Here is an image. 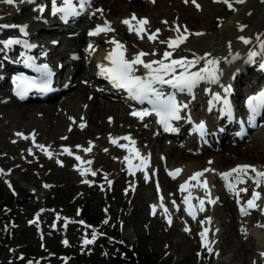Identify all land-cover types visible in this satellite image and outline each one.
<instances>
[{
	"label": "bare ground",
	"instance_id": "6f19581e",
	"mask_svg": "<svg viewBox=\"0 0 264 264\" xmlns=\"http://www.w3.org/2000/svg\"><path fill=\"white\" fill-rule=\"evenodd\" d=\"M19 1L21 2L11 5L7 3L0 5L3 13L10 6L19 9L18 12L1 16L0 25L13 26V17L24 21L28 20L24 24L14 25L16 27L0 28V42L9 39L21 41V43L13 44L10 47H5L3 43H0V145L4 144L5 136L10 135L9 130L14 128L20 132L19 136H25L21 138L24 140V143H21L25 147L23 156H36L38 164H43L42 170L48 168L51 173L57 175L60 169L51 165V160L47 161L46 158L61 162V158L67 160L68 156L73 159L79 156L80 160L75 159L74 161L76 174L77 176H82L80 173L84 171L85 174L83 176L88 177L89 168H86L87 163L85 164L84 160L87 159L90 151L85 152L84 149L89 148L90 144L87 146L86 144H76L81 147L76 149L73 144V141L77 142L79 137L82 138L84 133L86 134L87 132L90 137L96 139L99 146L110 147L111 152L109 154L118 153L123 156V173L125 174L147 176L151 164L155 163L157 165V169L160 171L158 180L163 189V198L165 203L169 205L166 206L162 201H157L150 207V212L162 213L165 222L170 220L173 224L172 214L175 211L183 217L185 223L193 221L188 217L182 204L186 196L194 198L192 207L196 208L200 219H202L203 211L206 208H214L216 203L219 205V203L223 202L222 205L230 213L231 198L237 193L243 192L241 189H246L247 194L245 196H248L247 199L237 200L239 203L237 202L236 209L239 208L240 210L243 207L247 210V213L257 209L260 211L259 216L264 219V184L259 187L254 184L252 177L255 174L250 171L248 175L232 173L227 181L222 179L221 176V174L230 172L240 165H250L258 170H264V128H262L263 135L253 137L252 145L249 147H245L241 144L242 142H237L236 139H234L236 141L229 143L230 136L227 132L219 144L214 142L207 144V140L202 135L208 130L206 122H209V120L210 123H214L218 120L217 117L221 115H224V117L222 121L218 122L232 119V117L229 118L228 116L230 113L236 114V108L239 109L240 107L239 100L243 97L245 91H249V95H255L256 89H253L255 87L252 85L245 87L244 85L246 82L249 83L248 78L253 76L258 81L264 79V31H262L264 29V0H244L243 3H237L236 0H227L226 4L232 5L229 10H232L233 14L230 19L220 18L216 20L215 29L211 27L212 20L218 14V10H215L214 7L224 2H214V0H195V2L193 0H101V6L93 11H91L92 8L90 6L94 0H89V4L82 10L79 7L78 0H73L77 14L68 16V20L65 22L62 21L63 14L52 15L51 0ZM182 3L185 8L181 6ZM60 4L61 0H58V5ZM32 6H37V12L33 13V11L29 10V7ZM41 7L44 8L43 13L39 11ZM225 13L223 12V14ZM133 15L148 21L143 27L147 29L149 34L157 33V30H159L153 41H149L148 36L143 33V38H139L135 31L129 32L128 26L122 23L123 20L130 19ZM195 15L207 19V28L203 24L202 27L196 29H190L187 26L188 21H192ZM31 16L33 18L29 19ZM159 19H163L161 24ZM7 21L10 23H7ZM105 22H107L112 31L101 32L95 36L89 35L90 30H94L98 26H104ZM247 22L249 26L245 27L244 24ZM132 24L135 28L141 27L135 21H132ZM191 24L192 26L196 25L194 21ZM20 27L25 28L24 33H21ZM177 28L180 29V34L187 38L178 48H169L167 41L175 40L178 35L177 31H175ZM77 30L81 32H77ZM56 33L62 34V36L57 35L52 38L51 36ZM241 37L249 42L247 44L244 43ZM54 39L55 41L58 40V42L54 43ZM113 39L125 46V58L127 59L141 51L148 53V55L142 57L145 62L163 59L165 51L172 53L171 57L165 60V63H169L171 59L184 58L194 61L196 57H203L204 59L200 60L196 67L191 68L190 71L199 70V68L204 66L206 60H217L218 79L214 83L201 81L192 89V93L188 95L189 102L187 107H189V111L186 112L185 108L181 110V119L172 126L175 129L174 131L162 133L159 129L154 130L147 120L133 117L132 110H130L128 115H124L122 108L117 105L112 107L100 106L98 99L95 97L93 98L94 100L88 101L89 94L103 95L104 98L122 104L121 101L112 98L111 93L107 92L103 86L102 89L95 86L96 82L99 81V78L95 75L96 66L98 63L107 61L105 57L115 47V45L109 43ZM131 40H135L138 46L133 43L128 45ZM83 42L85 44L80 49ZM25 44L30 45V47H25ZM88 44H92L90 50L86 49ZM253 52L256 55L250 58V53ZM42 54H44V59H40ZM85 56L88 58L86 63L81 59V57ZM21 57L29 59L35 57L38 60L33 62L38 66L46 65L53 73V81L61 83L59 95H63V97L56 103H38V105L27 106H25L23 100L18 101L10 93V88L4 77L8 71L15 69ZM60 59H65L64 62L68 60L66 65L68 71L64 70L66 68H64L65 66L62 67V64L58 65ZM85 64L91 66V75L85 72L84 76L82 75L79 78L80 80L88 81L89 87L85 88L79 84L80 80L76 81V72H73L71 76V83H67L68 78L63 79L64 76L69 77L73 68L82 69L86 67L83 66ZM179 71L180 69H178ZM146 72V69L138 65L135 74L146 75ZM258 85L260 86V84ZM201 86L203 87L202 96H200L201 94L199 95L198 91ZM164 87L168 86L165 85ZM99 89L101 90L98 91ZM67 91L69 92L66 94ZM217 97L219 99H216ZM225 100L228 101L230 113L225 110ZM202 105H205L203 110L211 109L212 112L199 116L196 110L200 109ZM187 118L191 120L192 129L188 141L185 143V149L176 148L173 144H163L161 139L164 136L162 135L176 139L183 129L186 128L184 119L187 120ZM121 121L123 123L133 122L134 125L128 128L119 127L118 123ZM201 124L206 127L205 130H200L199 126ZM235 124L236 119L234 118L233 122L227 125L226 128L230 130ZM221 126L224 128V123H221ZM117 130H124L125 132L120 137L128 136L135 141V144L132 145L128 140L124 139L119 141ZM113 132L114 134L111 135ZM212 135L213 133L210 136ZM110 137L115 140V143L110 141ZM196 137L201 138L198 143L194 142ZM27 139L28 142H25ZM32 139H34L33 142L31 141ZM60 139L71 141L68 147L71 154L65 152L62 149L63 147H60V149L52 148L53 146H59ZM143 142L147 143L146 145L150 148V151H153L152 153L158 151L163 155L165 160L162 161L163 164H166L164 167L167 168L166 174L169 177L166 174L164 175V167L160 165L162 167L160 168L158 166L156 158L153 157L152 159L148 152L139 149ZM40 146H43L44 150ZM120 146H125V149H122L123 151L120 150ZM200 146L202 147L201 150H196ZM128 147H132L131 150ZM215 149H218L219 153L213 152ZM136 151L139 153V158L134 155ZM100 153L99 151L94 156L95 163L101 157ZM41 155H44L45 159ZM125 157H128V159L125 160ZM140 158L145 159V164H141ZM5 160L6 164L10 162L7 159ZM101 161H98V163ZM36 165L33 164L32 166ZM112 167L110 165L109 170L107 168L104 170L109 174ZM130 168L132 169L131 173L129 171ZM175 169H181L182 171L173 178L170 173L174 172ZM206 169L207 171H205ZM17 170V168L13 169L15 172ZM196 172H203V175L198 180H189ZM209 173L213 174L214 180L222 186V188L219 186L222 189L219 188L221 192L217 193L220 198L211 192L212 183L209 182L211 180L208 177ZM237 176L241 178L242 182H238ZM96 179H100V176H97ZM186 181H188L187 189L182 193L180 185ZM204 181L209 182L207 190L201 188V184ZM226 184L233 186L231 191L226 187ZM254 190L259 193V198L255 201L256 207L248 208L247 201L252 198ZM168 193H171V197ZM201 200L204 201L203 205L200 204ZM209 200H214L215 203H209ZM201 207L203 211L199 210ZM236 215L240 219L245 216L238 211ZM232 219H235V215L232 216ZM216 224L213 218L207 216L200 226L201 233H205L203 241L201 233L199 238L205 244L208 242L209 233H211V237L220 234L223 238L218 246L220 251V248L225 245L224 234L226 232L220 233V228ZM246 226L241 229L243 235L253 236L258 242L261 251H264V225L259 224L251 229H246ZM187 233L188 231L183 230L180 235L186 237ZM227 243H229V245L227 244L228 246L234 245H232V240ZM244 246H241V248L237 247L236 260H239L241 264H251V262H247L248 254ZM172 247L176 248V242ZM259 259L264 260V257L260 254L254 262H258Z\"/></svg>",
	"mask_w": 264,
	"mask_h": 264
},
{
	"label": "rangeland",
	"instance_id": "374dc122",
	"mask_svg": "<svg viewBox=\"0 0 264 264\" xmlns=\"http://www.w3.org/2000/svg\"><path fill=\"white\" fill-rule=\"evenodd\" d=\"M18 2L21 1L16 0L14 3ZM2 4L5 3L0 0V5ZM228 5L224 2L214 7L215 10H218V14L212 20V28L215 29L216 20L231 18L233 11L229 10ZM100 6L101 0H94L90 6L92 8L91 11L96 10ZM181 6L185 8L183 3ZM29 10L35 13L37 12V6L29 7ZM16 11L18 12L19 9L11 6L4 13L0 9V17ZM223 12L226 13L223 14ZM32 18L33 16L29 19ZM162 21L163 19H159L160 24ZM192 21L196 25L192 26ZM192 21L186 22L190 29L202 27V24L207 28V19L202 16L195 15ZM24 22H28V20L12 18L14 25H21ZM7 23L10 22L7 21ZM244 26L248 27L249 23H245ZM56 36L55 34L51 37L54 38ZM128 43V45L133 43L138 46L135 40H131ZM82 46H84V43H81L80 49H82ZM81 59L86 63L88 58L85 56L81 57ZM64 61L65 59H60L58 65L62 64V67L65 66L64 68H66L64 70L68 71L66 67L68 60ZM83 66L86 67L82 69L75 67L71 70V74L68 77L70 78L69 83H71L73 72H76L75 78L77 82L80 80V76H84L85 72L91 75V66L86 64ZM248 81L250 83L254 81L253 76L248 78ZM250 83L246 82L244 85L248 87L252 85ZM79 84L85 88L90 85L88 81L83 79L80 80ZM95 86L98 87L97 83ZM202 92L203 87H200V96L203 95ZM61 97L63 95L56 96L48 103H56ZM94 97L98 99L100 106L112 107L117 105L122 108L124 115H128L130 112L125 106L111 99H104L102 95L89 94L88 101L94 100ZM27 105H38V103L25 104V106ZM203 108L204 105L201 106V109ZM133 125V122L123 123L121 121L118 123V126L123 128ZM9 131L10 135L5 136L3 140L5 145H0V187L7 194L17 196L22 201L27 200L25 196L30 195L34 198V202L31 205L25 204L15 209L19 222L13 226V232L11 235L9 234L6 244L0 246V264H111L114 262L115 257H117V260L124 258L121 249L115 247L117 241L109 237L116 235H118L120 240L118 243L124 249L130 250V252L133 251L136 245H141V240L145 239L146 252L157 256L159 264H241L239 260H236V250L244 245L248 254L247 262L264 264V260L260 259L258 262H254L261 253H264L259 248L258 242L253 236H244L241 231L246 225V229H251L259 224L264 225V219L259 216L260 211L256 209L253 212H249L242 219L236 215L237 200L247 199L248 195L245 196L247 191L239 192L231 198L230 213L222 205L223 202H221L219 205L216 203L214 208H206L201 215L202 219L198 218V220L191 223H185L183 217L175 211L172 214L173 224L168 225L165 223L162 213L150 212V207L157 201H162L166 206L169 205L165 203L163 198V189L158 180L160 171L155 163H152L149 167L147 176L125 174L123 173V156L118 153L109 154L111 152L110 147L99 146L96 139L90 137L86 132L82 138L79 137L77 142L73 141V144L75 149L81 148L76 144L91 145L92 149L88 153L87 159L84 160L85 164L88 161L92 162L86 165V168H89V176H77L76 167L74 166L75 159L71 156H68L67 160L61 158L59 163L55 159L46 158L47 161L51 160V165L60 169L57 175H54L48 168L42 170L43 164H38L36 156H23L25 147L21 143H24L21 138L25 136H19L20 132L14 128ZM123 132L125 131H116V133H119L118 138ZM185 133L186 131L183 130L175 140L164 136L161 141L163 144H173L176 148L185 149L186 145L184 147L181 146L186 141ZM113 134L114 132L111 135ZM260 135H263V131L260 133L258 130L250 139L241 144L249 147L252 145L253 137H259ZM60 140L59 146H53L52 148L60 149V147H63V150L68 149L71 141ZM118 140L120 141V139ZM31 141L33 142L34 139ZM25 142H28V139ZM141 144L139 149L148 152L152 159L153 157L156 158L159 167L160 165L162 167L166 166V164H163L162 160L165 159L161 153L158 151L152 153L153 151H150V148L146 145L147 143L143 142ZM7 145L9 147H4ZM99 151L101 152V157L98 158V161L102 160L101 164L98 161L95 163L94 157ZM213 152L219 153V150L215 149ZM41 156L44 158V155ZM5 159L10 162L6 164ZM33 164L37 165L33 167ZM109 164L113 167L108 174L104 169L107 168L109 170ZM15 168L18 169L17 172L13 171ZM163 169L165 175L167 168L164 167ZM93 172L95 175L92 174ZM97 176H100V179H96ZM166 176L169 177L167 174ZM208 177L211 179L209 182L212 183L211 192L217 195V193L221 192L222 186L214 180L213 174L209 173ZM168 194L171 197V193ZM217 197L220 198V195H217ZM80 205H88L96 216L101 217V230L104 232V238H102V235H97L94 228L85 225L79 220L77 212ZM234 215L235 219H232ZM207 216L213 218L218 224L220 233L226 232L224 234L225 245H229L227 242L232 240L233 246H225L222 242L223 246L219 251V243L221 239L223 240L220 234L211 237V233H209L208 242L205 244L200 240V226ZM186 228L188 229V235L183 237L180 233ZM217 228L216 230H218ZM93 233H95L94 242L84 245L83 241L85 239L91 240ZM175 242L176 248H173L172 245Z\"/></svg>",
	"mask_w": 264,
	"mask_h": 264
},
{
	"label": "snow or ice",
	"instance_id": "6c2138e0",
	"mask_svg": "<svg viewBox=\"0 0 264 264\" xmlns=\"http://www.w3.org/2000/svg\"><path fill=\"white\" fill-rule=\"evenodd\" d=\"M4 3H7L9 5L14 3V0H3ZM28 2H33V0H28ZM195 2V0H193ZM214 2H227V0H214ZM237 3H243L244 0H236ZM80 9H84L88 4L89 0H78ZM229 8L232 7L231 4L228 5ZM199 7V5H197ZM41 13H43L44 8L41 7L39 9ZM51 12L52 15L57 14H63L62 18H67L68 16L77 14V9L74 6L73 0H61V4L58 5V0H51ZM132 21H135L137 25L141 26L139 28H135L132 24ZM123 24L128 26L129 32H136V35L139 38H143L142 33L148 36L149 41H153L156 34L159 30H157V33L149 34L147 29L143 26L148 23L146 19L137 18L135 15H133L130 19H125L122 21ZM5 27H16V26H9V25H0V28ZM21 33H24L25 28L20 27ZM109 31H112L110 26H108L107 22H105V25L103 27L98 26L95 31L90 32V36H95L100 34L101 32L107 33ZM177 31L178 35L175 38V40H169L167 41V44L169 48H178L180 44H182L186 40V36H183L180 34V29H175ZM185 31H187L185 29ZM199 35V33H197ZM244 43H248L249 41L241 37ZM0 43H3L5 47H10L13 44H19L21 41L15 40V39H9L7 41H2ZM109 43L115 45V47L108 53V55L105 57L106 60L109 61V66L105 67L103 65H98L100 68V74L105 75L106 78L110 80V82L113 84L114 87L124 89L129 96L136 100L139 103L147 102L151 106V110H143L140 112L133 111L132 115L137 116L140 119H143L144 116L150 115L153 112L157 116V123L164 126L165 130L167 131H174L170 125V121L172 120H179L180 112L183 107H186V105L180 104L177 102L174 94H167L165 95L163 91V87L165 85L169 86L172 89H175L179 92L187 91L189 94L192 93V89L195 88L201 81H208L210 83H214L218 79V69L216 67L218 61L217 60H206L203 67L199 68L197 71H190L191 68H195L196 65L200 62V60L204 59L203 57H196L195 60H187L184 58L181 59H171L169 63H165V60H168L172 53L165 51L163 53V59H157L152 60L150 62H145L142 57L148 55V53H145L143 51L137 53L136 55L132 56L130 59L125 58V52L126 48L125 46L120 43L119 41L113 39L109 41ZM25 47H30V45L25 44ZM92 48V45H89V49ZM155 55V53H153ZM256 53H250V58L252 56H255ZM142 66L144 69L147 70L146 75L144 76H138L136 75L137 66ZM44 68L46 69L47 66L45 65ZM178 69L180 71L178 72ZM39 70V69H38ZM14 83L17 84V92L16 94L23 96L31 90V88L35 85V82H28L25 81L24 78H16L14 79ZM159 85V87H156ZM39 91H47V87H43L38 89ZM216 99H219L217 97ZM225 104V110L230 113V107L228 106V101H224ZM247 107L249 110V121L252 122L255 118V116L258 114L260 109L264 108V91H261L260 93L250 96L247 100ZM83 127V125H81ZM203 124L199 126L200 130H203ZM19 135V134H18ZM118 139H124L128 140L132 145L135 144V141L131 140L130 137H120ZM110 141L115 143V140H112L110 137ZM42 150L43 146H40ZM79 147V146H78ZM91 150V145L89 148L84 149L85 152H88ZM65 152H68L71 154V151L69 149H65ZM134 155L139 158V153L136 151ZM75 159L78 161L80 160L79 156H76ZM128 157H125V160H127ZM141 159V164H145V159ZM59 163V161H58ZM88 164H91V161L87 162ZM211 163V162H210ZM79 170V169H77ZM130 173L132 172V169H129ZM182 170L181 169H175L174 172L170 173V175L175 178L177 174H179ZM207 171V169L205 170ZM249 171L251 173H254V177H252L254 184H256L257 187H259L261 184H264V170H258L254 166L250 165H240L237 168L232 169L230 172H225L221 174L222 179H225L227 181L228 177L232 175V173H243L244 175H248ZM82 176L85 174L84 171H81L80 173ZM95 175V173H92ZM203 175V172H196L194 173L189 180H198L199 177ZM238 182H242L241 178L237 176ZM87 183V181H85ZM111 183V182H109ZM188 185V181H186L184 184L180 185V190L184 191ZM204 185H206V182H204ZM201 185V186H204ZM226 187L229 188L231 191L233 186L231 184H226ZM241 191H247L246 189H241ZM259 198V193H257L255 190L252 192V198L247 201L248 208H254L256 207L255 201ZM209 203H215L214 200H209ZM239 203V201H237ZM184 203L187 206L189 203V198L185 197ZM204 201L201 200L200 204L203 205ZM200 211H203V208L201 207L199 209ZM185 211L188 213V215L192 216L193 219H195V215L193 210L190 207H186ZM241 215H246L247 210L245 208H241ZM185 231H188L186 228ZM206 231V230H205ZM202 241L205 236V233L202 232L201 234ZM95 240V233H93V238L91 240L85 239L83 241L84 245L93 243ZM65 243H67L65 241ZM211 250V249H209ZM261 256L264 257V253H261Z\"/></svg>",
	"mask_w": 264,
	"mask_h": 264
},
{
	"label": "trees",
	"instance_id": "16d2710c",
	"mask_svg": "<svg viewBox=\"0 0 264 264\" xmlns=\"http://www.w3.org/2000/svg\"><path fill=\"white\" fill-rule=\"evenodd\" d=\"M25 197L27 200L22 201L17 196L7 194L3 191L2 187H0V246L6 244L9 234L11 235L13 232V226L19 222L15 209L25 204L31 205L34 202V198L30 195ZM78 211L80 219L84 221L86 225L94 228L98 233L103 235L104 232L101 230L102 219L100 216H96L88 205H80ZM109 237L117 241L115 247L121 249L124 257L120 260H117V257H115L114 262L111 264H159V258L157 256L146 252L145 239L141 240V245H136L133 251L130 252V250L124 249L123 246L118 243V241H120L118 235Z\"/></svg>",
	"mask_w": 264,
	"mask_h": 264
}]
</instances>
